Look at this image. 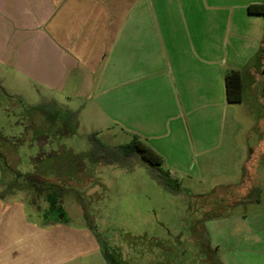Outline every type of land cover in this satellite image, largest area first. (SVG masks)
I'll use <instances>...</instances> for the list:
<instances>
[{
  "label": "crops",
  "instance_id": "1",
  "mask_svg": "<svg viewBox=\"0 0 264 264\" xmlns=\"http://www.w3.org/2000/svg\"><path fill=\"white\" fill-rule=\"evenodd\" d=\"M263 3L0 0V95L27 86L42 99L48 96L46 104L84 116L97 137L109 129L137 137L161 157L171 178L187 172L190 162H201L215 175L233 162L241 180L227 186L258 190L253 178L264 156V16L249 14L247 7ZM231 71L242 78L237 104L226 100L224 77ZM248 92L259 112L249 125L240 117ZM50 137L31 140L45 152L29 156L28 170L5 175L0 166V264H109L108 248L93 228L96 213L82 206L71 215L63 205L57 211L38 206L35 198L65 201L69 189L96 197L103 170L115 166L82 154L77 159L65 148L68 138ZM12 158L18 167L20 157ZM132 161V169L121 172L138 167L148 173ZM199 169L198 164L194 170ZM60 185L69 188L66 194ZM255 252H236L233 264H264V249Z\"/></svg>",
  "mask_w": 264,
  "mask_h": 264
},
{
  "label": "rangeland",
  "instance_id": "2",
  "mask_svg": "<svg viewBox=\"0 0 264 264\" xmlns=\"http://www.w3.org/2000/svg\"><path fill=\"white\" fill-rule=\"evenodd\" d=\"M8 90L9 94L0 95V155L3 157L0 166L5 175L15 168L28 170L25 168L29 156L45 152L31 142L38 137L40 142L48 135L52 139L63 138L65 142L68 138L70 142L65 148L71 149L70 154L77 155V159L83 158L78 154L89 158L87 141L92 132L84 116L75 113V118L70 117L63 108L53 107L51 102L46 104L48 96L41 94L42 99L27 86ZM245 99L240 117L249 125L259 112L253 107L249 92ZM56 102L66 105L58 99ZM256 136L255 132L251 133V142L258 139ZM98 139L111 147L130 141L118 129L104 130ZM14 154L21 159L18 167L14 165ZM260 158L263 160H257L258 177L253 178L254 187L259 189H248L246 193L232 187L241 180L239 172H233V162L227 163L224 172L215 175L201 162L194 161L190 162L187 172L174 173L172 179L179 183V190L156 182L159 172L149 166H144L148 173L136 167L132 174H125L121 172L124 169L115 166L113 170L102 169L101 188L96 197H86L60 185L64 194L72 190L69 197L63 196L65 201H51L47 195L40 194L35 199L39 200L38 206L49 205L55 211L63 205L71 215L82 206L91 209L90 214L96 213L93 228L115 264H198L205 255H211L209 261L214 262L213 254L233 264L240 250L256 253L255 250L264 249V156ZM198 164L201 170L196 171ZM5 188L11 187L6 184ZM22 189L14 190L18 199L23 198ZM31 207L27 203V208ZM254 256L257 262L258 257Z\"/></svg>",
  "mask_w": 264,
  "mask_h": 264
},
{
  "label": "trees",
  "instance_id": "3",
  "mask_svg": "<svg viewBox=\"0 0 264 264\" xmlns=\"http://www.w3.org/2000/svg\"><path fill=\"white\" fill-rule=\"evenodd\" d=\"M247 11L249 14L264 16V3L259 5H249L247 7ZM261 51L264 60V47L263 49H261ZM224 83L227 102L230 104H237L241 102L242 78L240 72L231 71L227 73L224 77ZM262 89L264 91V82L262 84ZM68 114L70 115V117L75 118L76 114L74 112H69ZM88 138L91 143V150L89 151L88 157L92 162L118 166L125 169H132V160L135 159L142 165L149 166L152 169H156L159 172L158 180L163 185L169 186L174 190H179V183L176 180H173L166 171H163L161 169V157L157 155L152 149H150L145 143L140 141L137 137H133L128 143L121 144L115 147L105 145L98 139L96 133H91ZM245 182H248L249 184L250 179H247L246 181L244 180V183ZM250 189L255 190V188ZM249 196L250 193L247 195V197ZM255 201L258 202L259 199L256 198ZM106 258L110 264H115L110 256L106 255ZM214 260V264H216L217 259L215 258ZM217 262L218 264H220L219 260H217Z\"/></svg>",
  "mask_w": 264,
  "mask_h": 264
},
{
  "label": "flooded vegetation",
  "instance_id": "4",
  "mask_svg": "<svg viewBox=\"0 0 264 264\" xmlns=\"http://www.w3.org/2000/svg\"><path fill=\"white\" fill-rule=\"evenodd\" d=\"M197 261H198V260H197ZM207 262H208L209 264H210V263H213V262L209 261V258H208V261H207Z\"/></svg>",
  "mask_w": 264,
  "mask_h": 264
}]
</instances>
